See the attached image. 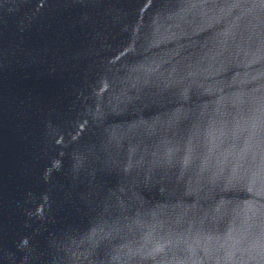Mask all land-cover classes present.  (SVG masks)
Here are the masks:
<instances>
[{"label": "water", "instance_id": "water-1", "mask_svg": "<svg viewBox=\"0 0 264 264\" xmlns=\"http://www.w3.org/2000/svg\"><path fill=\"white\" fill-rule=\"evenodd\" d=\"M0 264H264V0H0Z\"/></svg>", "mask_w": 264, "mask_h": 264}]
</instances>
